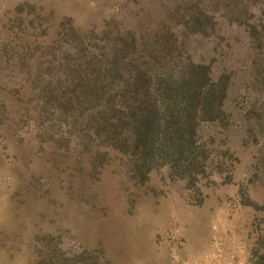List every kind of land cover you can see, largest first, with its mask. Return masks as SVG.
Segmentation results:
<instances>
[{
  "label": "rangeland",
  "instance_id": "374dc122",
  "mask_svg": "<svg viewBox=\"0 0 264 264\" xmlns=\"http://www.w3.org/2000/svg\"><path fill=\"white\" fill-rule=\"evenodd\" d=\"M264 0H0V264H259Z\"/></svg>",
  "mask_w": 264,
  "mask_h": 264
},
{
  "label": "trees",
  "instance_id": "16d2710c",
  "mask_svg": "<svg viewBox=\"0 0 264 264\" xmlns=\"http://www.w3.org/2000/svg\"><path fill=\"white\" fill-rule=\"evenodd\" d=\"M258 263L264 264V253L259 257Z\"/></svg>",
  "mask_w": 264,
  "mask_h": 264
}]
</instances>
